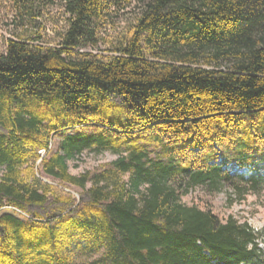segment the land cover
<instances>
[{
    "label": "trees",
    "instance_id": "trees-1",
    "mask_svg": "<svg viewBox=\"0 0 264 264\" xmlns=\"http://www.w3.org/2000/svg\"><path fill=\"white\" fill-rule=\"evenodd\" d=\"M47 1H22L36 28ZM64 2L59 44L29 35L0 52V264H76L78 239L94 255L82 264H264L248 221L183 200L264 186V0ZM135 3L110 55L83 51ZM93 149L118 159L72 174L68 162ZM219 155L248 170L237 184ZM39 160L79 195L38 178Z\"/></svg>",
    "mask_w": 264,
    "mask_h": 264
},
{
    "label": "rangeland",
    "instance_id": "rangeland-1",
    "mask_svg": "<svg viewBox=\"0 0 264 264\" xmlns=\"http://www.w3.org/2000/svg\"><path fill=\"white\" fill-rule=\"evenodd\" d=\"M23 0H0V52H5L9 40H19L31 35L33 39H39L38 43L49 46H56L61 41L62 35L67 30V16L65 14L64 0H48L43 8V15L40 18V27L36 28L33 18L26 12L20 11ZM138 4H133L128 10L121 12L114 18L115 29L110 28L106 33V44H100L97 48L88 47L84 52H91L102 56L110 55V49L119 34L125 33L129 29V23L135 16ZM108 35V36H107ZM72 131L60 132L52 135L50 149L47 154L45 150L39 152L40 155L50 157L56 153L61 144V134L71 133ZM216 164L223 167L234 176V181L238 183L236 174H247L248 170L240 171L236 163L226 164L224 157L219 155ZM118 156L109 150H85L77 154L73 160L68 162L70 172L74 175H81L87 172H97L116 161ZM41 161L35 164L36 176L45 184H48L63 196L77 197L80 189L71 185L64 184L52 177H48L43 172ZM2 175V170H0ZM231 183H224L213 195L209 194L205 188H196L183 200L186 204L200 203L201 205L213 206V209L220 217L226 220L229 216H234L241 221H248L249 226L258 233L264 235V186L257 191L251 190L249 186L240 185L243 191V198L239 199L235 188ZM3 213H13L20 218L25 216L12 209H3ZM264 249V245H262ZM71 254L76 264L92 258L93 253L85 248V243L81 240L70 248Z\"/></svg>",
    "mask_w": 264,
    "mask_h": 264
},
{
    "label": "built area",
    "instance_id": "built-area-1",
    "mask_svg": "<svg viewBox=\"0 0 264 264\" xmlns=\"http://www.w3.org/2000/svg\"><path fill=\"white\" fill-rule=\"evenodd\" d=\"M43 156V155H42Z\"/></svg>",
    "mask_w": 264,
    "mask_h": 264
}]
</instances>
